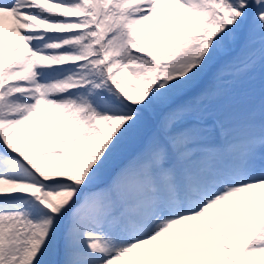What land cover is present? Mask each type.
<instances>
[{"label": "snow or ice", "instance_id": "obj_1", "mask_svg": "<svg viewBox=\"0 0 264 264\" xmlns=\"http://www.w3.org/2000/svg\"><path fill=\"white\" fill-rule=\"evenodd\" d=\"M0 264H264V0H0Z\"/></svg>", "mask_w": 264, "mask_h": 264}]
</instances>
